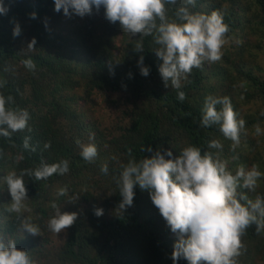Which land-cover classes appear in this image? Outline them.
<instances>
[{
    "label": "trees",
    "instance_id": "trees-1",
    "mask_svg": "<svg viewBox=\"0 0 264 264\" xmlns=\"http://www.w3.org/2000/svg\"><path fill=\"white\" fill-rule=\"evenodd\" d=\"M5 3L10 10L0 16V94L13 97L7 107L26 110L30 117L25 130L10 138L0 136V237L5 243L15 241L18 249L28 251L33 264H173L176 237L171 236L147 191L137 186L132 206L122 214L116 209L122 199L116 182L122 166L129 159L150 156L141 151L143 147L161 152L170 149L176 156L184 147L196 146L202 154L211 152L226 161L233 175L241 165L246 170L255 165L261 172L255 190L240 187L238 197L264 199V114L259 115L249 103H244L248 108L243 114L236 104L238 92L245 102L259 99L264 103V61H260L264 56V0H196L195 6L177 0L165 5L169 20L175 19L180 7L193 13L218 11L231 32L228 39L226 34L222 58L194 68L180 89L164 87L158 71L162 61L155 55L158 46L153 37L130 36L119 22H108L103 9L90 17L68 19L53 11V0ZM32 11L37 13L35 20L27 15ZM45 17L51 32L44 28ZM12 20L21 27L15 38ZM238 28L240 42L235 44ZM33 37L35 48L26 50ZM117 39L119 44H115ZM141 39L144 52L135 53V43ZM52 49L55 54H50ZM140 55L150 69L147 77L137 65ZM26 59L34 62L35 71L24 66ZM178 91L186 95L183 102L177 99ZM121 93L126 95L123 105ZM212 94L228 97L237 119L245 121L235 149L218 125H200L204 98ZM87 105L94 113L100 108L112 110L116 118L92 122L76 107L82 110ZM257 124L262 130L259 135ZM25 137L30 138L28 148L23 146ZM211 140H218L222 148H209ZM46 143L50 144L47 149ZM89 143L97 148L92 162L80 155L81 145ZM62 161L68 163L63 175L36 180L25 174L26 209L8 211L11 196L4 176ZM104 164L107 174L101 171ZM61 188L67 189L66 195L58 194ZM240 202L247 206L246 200ZM53 203L61 212L77 213L76 222L58 234L47 227L55 214ZM94 208H102L103 215L95 216ZM25 219L39 227L40 235L23 230ZM241 242L236 264H264V230L257 233L253 224ZM177 264L187 262L180 259Z\"/></svg>",
    "mask_w": 264,
    "mask_h": 264
},
{
    "label": "clouds",
    "instance_id": "clouds-1",
    "mask_svg": "<svg viewBox=\"0 0 264 264\" xmlns=\"http://www.w3.org/2000/svg\"><path fill=\"white\" fill-rule=\"evenodd\" d=\"M10 2V0H9ZM177 0H53V11L62 13L71 19L73 16L84 18L99 14L103 9L104 18L110 23H117L122 31L130 36H152L158 46L154 52L162 61L158 67L164 87L181 88V81H186L194 68H201L205 62L214 63L222 58V48L225 45L228 25L218 11L210 14L193 13L187 7H180L175 13V19L166 16V4H176ZM186 5L195 6L196 0H184ZM9 5L0 0V16H6ZM29 19H37V13L27 14ZM159 21V23L157 22ZM12 36L21 34L20 24L12 20ZM46 31L48 18L43 19ZM238 28L235 44L240 42ZM247 31V30H246ZM245 31V32H246ZM241 33L242 35L245 33ZM231 32L227 34V39ZM37 41L33 37L27 44L34 49ZM135 53H143V41L137 40L133 48ZM143 55L139 56L137 65L140 74L147 77L150 69L143 64ZM24 66L35 71L31 59L22 61ZM111 72V69H110ZM131 76V74H129ZM3 87V82H0ZM123 95L122 105L126 99ZM177 99L183 102L186 95L177 92ZM202 127L219 126L224 138L232 141L235 149L240 143L241 131L245 121L237 119L228 97L218 98L217 94L204 98ZM13 97L0 94V136L10 138L12 133L23 131L28 126L29 113L23 109L7 107ZM222 105L217 110L216 105ZM257 135L261 134L259 124L254 125ZM30 138L25 137L23 146L29 147ZM91 139V137H90ZM78 144L79 140L76 141ZM47 149L50 144L46 143ZM208 147L221 149L218 140H211ZM35 151V149H32ZM150 156L129 159L122 166L119 178L116 180L121 201L117 205L120 214L131 207L138 186L141 191H147L152 204L158 209L176 240L171 252L173 264L183 259L187 264H236V257L243 247L241 237L253 224L259 233L264 230V199L257 197L255 201L246 196H239L237 189L242 187L255 190L261 172L254 165L246 170L239 166L233 175L227 169V162L204 152L196 146H186L180 153L173 156L170 149L153 151L151 147H143ZM81 157L86 162H92L97 156L94 144L81 145ZM115 159V157H113ZM68 171L67 161L51 165L42 164L35 170H23L19 175L15 171L3 177L11 196L10 212L21 213L26 209L27 189L23 180L25 174L34 176L36 180L47 179L54 174L63 175ZM101 171L107 174V164L101 166ZM59 195H66L67 189H59ZM247 201V206L240 202ZM55 214L48 220V229L61 233L71 227L77 220L76 212H61L53 203ZM94 215H103L102 208H94ZM23 230L33 236L40 235V229L28 219L22 222ZM16 242L8 240L5 243L0 237V264H33L28 251L18 249Z\"/></svg>",
    "mask_w": 264,
    "mask_h": 264
},
{
    "label": "rangeland",
    "instance_id": "rangeland-1",
    "mask_svg": "<svg viewBox=\"0 0 264 264\" xmlns=\"http://www.w3.org/2000/svg\"><path fill=\"white\" fill-rule=\"evenodd\" d=\"M118 39H120V38H118ZM118 39L115 40V44L116 43L119 44V40ZM27 49L29 50V48H26V50ZM50 54H55L54 49L51 50ZM260 61H264V56L263 55H261ZM263 72H264V70H263ZM234 93H236V92H234ZM237 94H239V92ZM237 94H236V98H237L236 104L238 103V106L241 108V113L246 114V113L243 112V110H246L248 108V105H246L244 103H249V107L250 108L253 107L254 109H256L257 112H259V115L264 114V103L261 102L259 99H253V101L245 102V101H243L244 99H240V96L237 95ZM76 107H77V109L80 112L84 113V115L87 116L88 120H90L92 122L104 123V122H108V120L110 121L111 118L112 119L116 118L114 116V112L112 110L110 111L108 109L100 108V109H97V111L94 113L93 111L90 110L88 105L85 106L84 108H82V110L80 108H78V106H76ZM53 118L55 120L56 115ZM106 125H107V123H106ZM108 126H110V125H108ZM171 236L175 237L174 234H172Z\"/></svg>",
    "mask_w": 264,
    "mask_h": 264
}]
</instances>
